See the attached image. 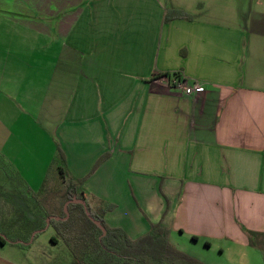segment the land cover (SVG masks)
I'll return each instance as SVG.
<instances>
[{"label":"crops","instance_id":"1","mask_svg":"<svg viewBox=\"0 0 264 264\" xmlns=\"http://www.w3.org/2000/svg\"><path fill=\"white\" fill-rule=\"evenodd\" d=\"M59 150L131 240L263 237L264 0H0V156L40 188Z\"/></svg>","mask_w":264,"mask_h":264},{"label":"trees","instance_id":"2","mask_svg":"<svg viewBox=\"0 0 264 264\" xmlns=\"http://www.w3.org/2000/svg\"><path fill=\"white\" fill-rule=\"evenodd\" d=\"M181 19L191 21L192 17L179 10H168L164 17V22ZM179 76L178 74L171 75V77ZM170 77V78H171ZM108 157L104 154L96 162L92 168V173L99 164ZM59 167L58 175L61 183L67 190L66 195L61 199V213L60 215H53L51 213L43 212L37 216L25 218L24 221H19L16 226V221L5 222L6 226L1 227L4 238L0 236V244L21 242L17 244L19 247H25L24 243L29 241L31 235L36 231H41L45 228L46 220L50 216L58 217L59 220L51 219L49 227L54 231V235L50 237L51 245L58 246L59 242L64 244L68 251L73 255V250L76 249L81 254L79 264H98L97 261L112 258L118 264H199L195 260L189 258L183 253L177 251L169 241V231L162 228L159 224L150 225V230L138 239L131 240L127 234L120 228H109L104 221V214L112 211L114 205L97 202L92 199L93 206L86 204V208L91 218L100 222V225L105 230V235L102 236L99 228L89 220L86 216L83 206L79 204L70 203L67 206L68 217L63 210V206L67 201L73 199H82L85 194L82 190V184L85 178L72 179L63 169L64 155L59 150L58 153ZM42 186L38 192H32L28 186H25V193L19 190L12 191L4 196L10 201L17 204L18 202H40L38 195L44 191ZM22 214V212H21ZM22 216H20V219ZM11 219H14L12 217ZM19 219V218H18ZM20 226V227H19ZM11 229H18L17 236L12 238L8 233ZM40 234V233H39ZM35 235L36 237L39 235ZM249 244L253 247L257 246V238L262 235L259 233L246 231ZM195 240V238H194ZM81 244V246H79ZM259 248V247H258ZM105 263V262H103Z\"/></svg>","mask_w":264,"mask_h":264},{"label":"rangeland","instance_id":"3","mask_svg":"<svg viewBox=\"0 0 264 264\" xmlns=\"http://www.w3.org/2000/svg\"><path fill=\"white\" fill-rule=\"evenodd\" d=\"M12 160L16 163V170L10 168V165L4 162L2 156H0V236L4 237L1 227L6 226L5 222L16 221L18 226L19 221H24V217H33L43 212L51 213L53 215H60L61 213V199L66 195L67 190L60 181L57 171L53 167L45 172L46 179L43 183L45 189L40 192L38 198L40 202H18L17 204L10 201L9 198L3 194L7 192L6 189L12 191H21L25 193V186L27 185L32 192H38L39 186H33L28 184V165L22 162V157L18 155H11ZM17 161V162H16ZM45 177V176H44ZM6 186V188H5ZM39 188V189H38ZM38 189V190H37ZM85 204L93 206L91 198L84 196L82 198ZM22 212V214H21ZM20 216L22 218L20 219ZM24 216V217H23ZM14 217V219H11ZM19 218V219H18ZM20 227V226H19ZM18 229H11L8 233L12 238L17 236ZM17 232V233H16ZM54 235V231L48 227L44 232H41L35 239V236L31 244H24L25 251L19 252L17 247L12 244L6 245L4 249H1V255L9 257L16 264H79L81 254L74 249L73 255L68 251L66 246L59 242L58 246L51 245L50 237ZM170 241V240H169ZM173 244L171 245L184 255L195 260L199 264H264V236L257 240V246H211L209 249L204 248V243L198 241L196 244H192L190 239L182 238L177 235L173 237ZM81 246V244L79 245ZM13 248L14 252H9ZM24 254V255H23ZM105 262V263H103ZM98 264H118L115 260L108 257L106 260L97 261ZM131 262H127L130 264ZM84 264V263H83ZM120 264H122L120 262ZM185 264V263H184ZM187 264V263H186Z\"/></svg>","mask_w":264,"mask_h":264},{"label":"water","instance_id":"4","mask_svg":"<svg viewBox=\"0 0 264 264\" xmlns=\"http://www.w3.org/2000/svg\"><path fill=\"white\" fill-rule=\"evenodd\" d=\"M70 203H73V204H79V205L83 206L84 211H85V214H86V216L89 218V220H91V222H93V223L99 228V230H100L101 233H102V236L105 235V230H104V229L102 228V226L100 225V222H98L97 220H94L93 218L90 217V215H89V213H88V210H87V208H86V204H85L84 200H82V199H73V200H71V201H67V202L64 204V206H63V210H64V213H65V215H66V218L68 217L67 206H68ZM51 219L59 220V218H58V217H55V216H50V217H48L47 220H46L45 228H44L43 230H41V231H36V232H34V233L31 235V237H30V239H29V241H28L27 244H31V243H32V240H33V238H34V236H35L36 234H39V233H41V232H44V231L49 227V222H50ZM3 238H4V237H3ZM14 243H15V244H19V243H21V242H14ZM24 244L26 245V243H24Z\"/></svg>","mask_w":264,"mask_h":264},{"label":"built area","instance_id":"5","mask_svg":"<svg viewBox=\"0 0 264 264\" xmlns=\"http://www.w3.org/2000/svg\"><path fill=\"white\" fill-rule=\"evenodd\" d=\"M168 86H171L173 88H177L178 90L182 91L186 95H191L193 93L201 92L202 91V86L195 83L191 86H189L185 79L182 76H174L169 78Z\"/></svg>","mask_w":264,"mask_h":264}]
</instances>
